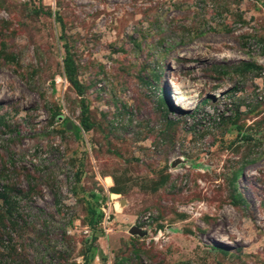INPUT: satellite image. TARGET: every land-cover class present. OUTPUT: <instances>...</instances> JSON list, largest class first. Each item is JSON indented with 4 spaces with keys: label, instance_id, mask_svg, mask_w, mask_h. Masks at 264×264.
<instances>
[{
    "label": "rangeland",
    "instance_id": "rangeland-1",
    "mask_svg": "<svg viewBox=\"0 0 264 264\" xmlns=\"http://www.w3.org/2000/svg\"><path fill=\"white\" fill-rule=\"evenodd\" d=\"M3 186L0 264H264V0H0Z\"/></svg>",
    "mask_w": 264,
    "mask_h": 264
},
{
    "label": "trees",
    "instance_id": "trees-1",
    "mask_svg": "<svg viewBox=\"0 0 264 264\" xmlns=\"http://www.w3.org/2000/svg\"><path fill=\"white\" fill-rule=\"evenodd\" d=\"M256 66L253 64H246V69H250V68H255ZM73 72H74V66H73V60L71 59V57H67L65 62H64V73L65 75L68 77L70 83L72 84V86L77 90L80 91L78 82L76 79L73 78ZM164 98L166 100H169L167 94L163 95ZM236 114V111H235ZM234 114V115H235ZM82 122L85 126L86 129H89V123L86 119V117L84 116V118L82 119ZM246 139H249V136H245ZM2 190H0V197L3 199V201L5 202V204L7 205V207H0V227H2L3 225V221L6 219V217H8L9 215L12 214V209H13V204H11V195L10 192L12 191L9 187L7 186H3V188H1ZM13 203V201H12ZM7 213V214H6ZM6 214V215H5ZM13 225H15V222H12Z\"/></svg>",
    "mask_w": 264,
    "mask_h": 264
},
{
    "label": "water",
    "instance_id": "water-1",
    "mask_svg": "<svg viewBox=\"0 0 264 264\" xmlns=\"http://www.w3.org/2000/svg\"><path fill=\"white\" fill-rule=\"evenodd\" d=\"M117 194L116 193H113L112 196H116ZM122 201V200H121ZM123 202V201H122Z\"/></svg>",
    "mask_w": 264,
    "mask_h": 264
}]
</instances>
